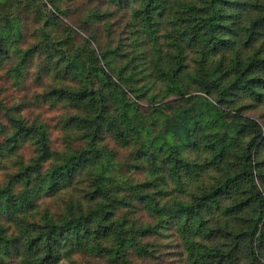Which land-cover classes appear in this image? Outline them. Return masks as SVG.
<instances>
[{
  "label": "trees",
  "instance_id": "1",
  "mask_svg": "<svg viewBox=\"0 0 264 264\" xmlns=\"http://www.w3.org/2000/svg\"><path fill=\"white\" fill-rule=\"evenodd\" d=\"M0 264H264V0H0Z\"/></svg>",
  "mask_w": 264,
  "mask_h": 264
}]
</instances>
